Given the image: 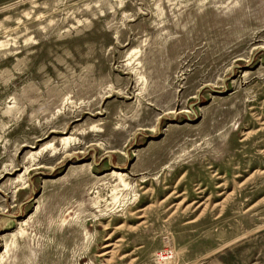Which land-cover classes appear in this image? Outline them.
Wrapping results in <instances>:
<instances>
[{"label": "rangeland", "instance_id": "obj_1", "mask_svg": "<svg viewBox=\"0 0 264 264\" xmlns=\"http://www.w3.org/2000/svg\"><path fill=\"white\" fill-rule=\"evenodd\" d=\"M0 264H264V0H0Z\"/></svg>", "mask_w": 264, "mask_h": 264}, {"label": "bare ground", "instance_id": "obj_2", "mask_svg": "<svg viewBox=\"0 0 264 264\" xmlns=\"http://www.w3.org/2000/svg\"><path fill=\"white\" fill-rule=\"evenodd\" d=\"M138 66V65H137ZM137 68V67H136ZM73 140L71 139V137H67V138H64V139H62V143H63V145L65 146V147H67L68 145L70 146L71 145V142H72ZM51 147H53V146H51ZM42 152V151H41ZM53 153H54V155H56V150L53 148ZM41 154V153H40ZM38 154H35V155H33L32 157L34 158V157H36ZM26 171H27V169H26ZM114 174H116L117 176H118V178H119V180H120V183L124 186V188H128L129 187V184H127L126 182H125V179H124V175L121 173V172H117V173H114ZM114 197H113V201H114V204L116 205L118 202H120L121 203V197L119 196V194L116 192V191H114ZM108 246H110V245H106V246H104V247H108Z\"/></svg>", "mask_w": 264, "mask_h": 264}]
</instances>
